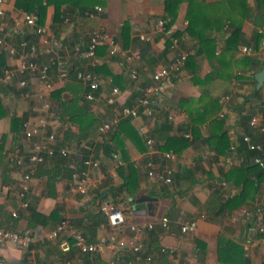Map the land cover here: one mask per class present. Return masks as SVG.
I'll return each instance as SVG.
<instances>
[{
    "label": "crops",
    "instance_id": "1",
    "mask_svg": "<svg viewBox=\"0 0 264 264\" xmlns=\"http://www.w3.org/2000/svg\"><path fill=\"white\" fill-rule=\"evenodd\" d=\"M80 2L87 10L99 5L102 11L89 17L78 13L69 3H62L61 20L55 23L51 4L40 24L47 29L46 37L60 39L61 58L96 76L99 85L93 91V99L85 98L86 82L75 77L62 79L53 67L43 80L31 74H17L8 84L0 81V220L5 228L32 236L27 246L1 242V264H66L67 260L69 264H238L235 262L239 250L235 246L242 247V264H264V231H259L260 226L264 228V216L254 212L264 203V180L258 191H250L242 203L216 213L220 203L241 189V184L235 183L234 177L227 179V174L244 160L239 150L244 129L238 124L237 106L243 95L255 89L253 74L261 69H256L257 60L263 66L264 0ZM167 4L174 8L173 16L167 13ZM23 12L26 11L16 7L15 0H5L0 36L15 46L24 36H32L28 42L39 49L35 59L46 64L47 44L23 24L12 23ZM65 16L67 21L62 20ZM156 17L167 18L166 30L155 28ZM189 20L193 27L191 35L186 32ZM236 28L238 35H231ZM93 30H101L112 38L117 52L110 54L109 43L103 40L92 57L76 54V47L85 43L86 48ZM171 37L178 39V49L188 52V57L161 94L160 107L148 115L137 106V100L150 84L153 71L174 57L175 50L169 47ZM242 47L249 50L244 52ZM5 56L7 66L19 64L18 55ZM248 58L256 61L250 64ZM131 70L136 72L134 79L130 77ZM21 78L27 81L25 88L18 86ZM114 87L116 93L112 92ZM259 90L258 100L250 104H259L264 112V83ZM40 94L49 100L58 117L27 139L21 122H34L43 115ZM230 96L234 98L231 100ZM212 98L219 105L215 112L214 106H210ZM248 105L249 102L245 104ZM123 106L137 107L139 113L119 118L113 129L99 132V124L117 115ZM67 111L73 113L72 119ZM204 113L205 118L201 115ZM255 117L256 126H264L262 115ZM195 119L199 120L193 122ZM212 119L223 120L221 129L225 130L229 145L224 153H218L205 141L220 132ZM50 132L55 133L54 147H65L68 153L46 158L36 165L28 181V203L41 214L51 216L40 223L28 216L18 194L30 166L32 142ZM177 137L188 141L179 154L164 148L166 141L170 143L171 138ZM147 138L153 140L151 147ZM254 138L261 144L260 155L264 159V132L257 130ZM96 143L103 146L96 155L90 152L86 157L96 160L97 165H81V153ZM167 153L171 157H166ZM12 157L21 158V163L11 161ZM149 161L153 163L154 175L148 174ZM79 166L90 175L86 194L75 190L70 176L71 170ZM129 166L136 189L116 195L115 206L125 214L122 236L127 239L134 235L130 225L152 224L133 238L142 244L138 252L104 245L86 255L64 234L49 237L62 219L90 240L109 234L111 228L100 206L113 204L112 191L126 181ZM166 169L172 171L170 183L159 177ZM142 196L150 199L139 200ZM162 217L168 219L166 227L161 225ZM191 219L196 220L195 230L181 232L180 225Z\"/></svg>",
    "mask_w": 264,
    "mask_h": 264
},
{
    "label": "built area",
    "instance_id": "2",
    "mask_svg": "<svg viewBox=\"0 0 264 264\" xmlns=\"http://www.w3.org/2000/svg\"><path fill=\"white\" fill-rule=\"evenodd\" d=\"M100 11H102V7L96 5L92 8V10L86 11L85 14L89 17H93ZM4 14L5 0H0V16H3ZM65 20L67 21V18H65ZM154 22L155 28L157 30H166L165 28L168 22L167 18L156 17ZM12 23H14V26L23 24L28 31H32L33 34H36L37 36L42 38L43 43L47 44V48L45 51L49 53V62L46 64H40L38 61H36L35 57L38 55L39 49L35 44H30L28 40L21 38L18 41V45L15 46L9 40H7V38L0 36V51H3L5 55L10 57H14L15 55H18L19 57V64L16 67L7 66L2 70L0 81L3 84L10 83L17 74H31L32 77H37L43 80L47 77L48 71L51 67L56 68L57 74L60 78L65 79L69 77V63L61 58V56L58 54V50L61 48L60 39L55 37H46L47 29L45 28V26L39 23L38 16L36 14L23 12L20 17H15ZM15 29L13 31L18 32V30ZM141 38H145V36L141 35ZM103 40H107V42L109 43V53L115 54L117 52V46L114 40L112 38H109L107 34L102 32L101 30H93L89 36V43L86 47V50L81 52L79 48L76 47L75 53L82 54L85 57H92L95 53L97 45L103 42ZM177 44L178 39L175 37H171L169 47L175 50L174 57L168 64L160 66L153 71L150 84L143 89L142 96L137 100V106H141L145 113L148 115L152 113L153 105L159 104L161 94L168 86L172 77L177 74L186 63L188 52L178 49ZM248 50V48L242 47V51L245 52ZM74 76L77 79L86 82L88 91L85 93V98L93 99L95 97L93 91L99 85L96 76L91 72L82 70H76L74 72ZM130 77L132 79L136 77V72L134 70L130 71ZM18 86L20 88H25L27 86L26 79L21 78L18 81ZM112 92L116 93L117 88L114 87L112 89ZM39 98L41 99V109L44 112L43 115L39 116L34 122L23 120L21 123L24 137L27 139H31L33 136L39 134L43 129L49 126L51 120L57 118L56 112L52 109L49 100L45 99L43 94H40ZM110 100L112 101V99ZM138 113L139 110L137 107L123 106L117 115L112 116L100 123L98 126V130L99 132H105L115 126L119 118L134 117L137 116ZM249 123L253 126L256 125V117L253 116L249 120ZM259 130L261 132H264V126L260 125ZM240 137L242 141H244L248 149L254 151L261 149V144L256 140L254 141L248 133L242 132L240 134ZM54 140L55 133L50 132L44 135L40 140H35L32 142L31 151L28 156L30 166L28 167V173L24 175V182L18 194L21 200L22 207L27 206L28 200L26 198V193L28 189V181L36 165L44 162L46 157L55 155L56 152L62 156H65L68 153V149L65 147L56 149L53 145ZM146 142L148 143L149 147H151L153 140L151 138H147ZM165 156L171 157V154L167 153L165 154ZM13 161L16 164H19L21 163V158H13ZM250 161L259 166H264V159L258 154L252 155L250 157ZM82 163L85 166L97 165V161L90 157H85ZM147 166L148 174L154 175L155 172L153 169L152 161L147 162ZM171 176V169H166L163 175H159V177L165 183L171 182ZM71 179L74 182V188L77 192L81 194L87 193L90 183V175L85 167L81 170L74 169L71 173ZM222 184H224V182H222ZM100 210L105 214L107 224L111 228V231L106 236L99 237L96 240H90L82 232L72 227V225L67 220L62 219L49 232V237L54 238L60 234H64L73 240L74 247H76L82 253L95 252L104 245H116L122 249H132L133 251L138 252L141 249L142 244L133 240V238H135L137 234L140 233L144 228L150 229L152 227V224L147 223L142 225H130L129 229L134 233V235L127 239L125 236H122L123 226L126 221L123 210L109 202L103 203L100 206ZM15 214V212L11 213L12 216H15ZM160 221L162 226H167L168 219L166 217H162ZM195 228V219L188 220L180 225V231L183 233L192 232L195 230ZM259 231H264L263 226L259 227ZM4 241H9L19 246H27L31 243L32 236L27 233H20L12 229L5 228L0 220V243ZM147 259L149 260L150 257H147ZM69 263L70 261L67 260L66 264Z\"/></svg>",
    "mask_w": 264,
    "mask_h": 264
},
{
    "label": "trees",
    "instance_id": "3",
    "mask_svg": "<svg viewBox=\"0 0 264 264\" xmlns=\"http://www.w3.org/2000/svg\"><path fill=\"white\" fill-rule=\"evenodd\" d=\"M80 1L81 0H78V1L77 0H45V3H43V0H15V5H16V7L21 8L22 10H25L26 12H35V13H37L39 18H40L39 19V23H43L47 6L52 4L53 7H54L53 22L57 23V22H59L61 20L60 19L61 18L60 14L62 13V11L60 9V6H61L62 3H69L72 7L77 9L78 13H80L81 15L87 16L85 14V12L89 11V10H92V9H88L87 10V7L83 6ZM189 3H190V0H189ZM165 8H166L167 13L170 16L174 15V8L173 7H170V5L167 4ZM65 18H66V16H65ZM65 18L63 17L62 20L63 19L65 20ZM186 32L189 35L193 34V27H192V21L191 20H189V24L187 26ZM231 35H238V29L236 28L235 31H233ZM24 37L25 38H23V39L29 40L30 37H32V36H30V37L24 36ZM84 45H85V43H84ZM83 46L81 48L78 47L81 52L86 50V48L83 47ZM247 60H248V62L250 64H252V63H254L256 61L253 58H248ZM69 66H70L69 78L70 77L74 78L75 77L74 76V72L76 70H80V69L75 68L71 64H69ZM256 66H257L256 69L257 68H261L262 64L260 63V60H257V65ZM5 67H7L6 56H5L3 51H0V75L2 74V70ZM142 94H143V92H142ZM260 95H261L260 90L252 89V91L250 93L245 94V95L242 96L243 100L237 106L238 112H239L238 124L241 127L240 129H244L243 132L248 133L254 141H255L254 134L256 133L257 130L259 131V126L260 125H258V126L250 125L249 120L253 116H256L257 114H261L262 115V119L264 121V112H263V109L260 107L259 104H255L254 105V104H250V103L258 100V97ZM250 96H251V98L248 99V97H250ZM233 98H234L233 96L229 97V99H231V100ZM248 102H249V105L245 106V104H247ZM210 106L211 107L214 106V110H213L214 112L219 107V105L217 104L216 100L213 99V98L211 100ZM159 107L160 106L157 105V104L153 105V107H152L153 111L158 109ZM204 109L205 108H202L203 111H204ZM67 114L69 115L68 118L72 119L73 113L71 111H67ZM56 115L58 117V114H56ZM201 115H203L202 117H204V118L206 117V113L201 114ZM15 120L17 121L16 118H15ZM198 120L199 119H195V120H193V122H196ZM93 121L94 120H92V122H90V125L93 123ZM222 121L223 120H221V119H218V120L212 119L211 120V122L213 124H216L217 126L220 127V132H219V134L217 136L215 134V136L214 135L212 137L209 136V138L205 139V141H207L211 146H213V149L215 151H217L218 153H224L225 149H227L228 146H229L227 141H226V132H225L224 129H221ZM111 129H113V127ZM192 131H193V134H195V129L194 128H192ZM171 140L172 141L170 143H167V141H166V143L164 144V148L165 149H170L172 152H174L176 154H179L181 152V150L183 149V147L188 144L187 138L185 139L183 137L171 138ZM239 140H240V143H239L240 144L239 145L240 149L239 150L243 153L244 160H243V162L241 164H239L238 166H235L231 171H228L227 179H230V178L234 177L232 180L235 183H238V184L240 183L241 184V189H240L238 194L229 196L225 201L220 203L216 213L221 212L226 207L232 209L235 206H237L240 203H242L247 197L250 196V191L253 192V193L258 191V188L260 187L261 182L264 180V166L263 167L259 166V165L255 164V163H252L249 160V158L252 155H255V154L260 155V150H256V151L250 150V149L247 148V146L244 143V141H242L241 137H240ZM91 146H92L91 149L84 150L81 153V155H82L81 159L82 158L84 159L86 157V155L88 153H90V152H92L94 155H96V152L98 151V149H100L103 146V144H101V143L97 144L96 143V144H92ZM56 153H55V155H56ZM55 155L48 156L46 158H51V157H54ZM248 155H250V156L247 158ZM13 158L14 157L10 158V160L13 161ZM81 161L82 160H80V162ZM38 165H41V163L38 164ZM81 165H82V162H81ZM37 167L38 166H36L35 169ZM83 168H84L83 166H81V167L79 166L77 168H73L71 170V172H70V176H71V173H72V171L74 169L81 170ZM35 169H34V171H35ZM235 175H237V177ZM133 178H134V175H133ZM133 178H132V167L129 166V173H128V176L126 177V181L124 183H122L121 185L115 187L114 188L115 191L114 190L112 191V196L115 198V199H113V204L114 205H116L115 202L118 201V200H116V195H119L120 193L121 194H123V193L124 194H128V193H132V192L135 191L136 182L133 181ZM48 185H49V183H48ZM259 207L260 206H257V208L254 210V212L256 213V216H258V213H261V216H264V203H263V205L260 208ZM24 210H26L29 213L28 216L31 219H32V217L35 218V221H37V222L45 223L46 220H48V219L50 220L51 219L50 215L46 216L44 214H41L32 205H30L28 202H27V206L24 207ZM256 216H254L255 219L257 218ZM58 237H59V235H58ZM235 247L239 250L237 255L239 256L240 253H241V255L239 257L237 256L238 259H237V261L235 263L242 264L243 260H244L243 259V254H242L243 253L242 247L241 246H235ZM83 254L89 255V254H91V252L83 253ZM232 263H234V262H232Z\"/></svg>",
    "mask_w": 264,
    "mask_h": 264
},
{
    "label": "water",
    "instance_id": "4",
    "mask_svg": "<svg viewBox=\"0 0 264 264\" xmlns=\"http://www.w3.org/2000/svg\"><path fill=\"white\" fill-rule=\"evenodd\" d=\"M254 80H255V89L259 90L263 83H264V60H263V66L261 67L260 70H258L257 72H255L253 74ZM144 197L149 198V196H142V198H138L139 200H142Z\"/></svg>",
    "mask_w": 264,
    "mask_h": 264
}]
</instances>
